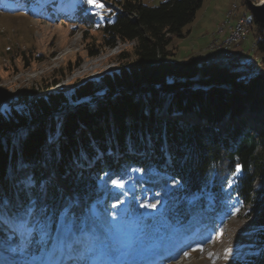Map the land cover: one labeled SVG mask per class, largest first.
I'll use <instances>...</instances> for the list:
<instances>
[{
    "label": "trees",
    "instance_id": "trees-1",
    "mask_svg": "<svg viewBox=\"0 0 264 264\" xmlns=\"http://www.w3.org/2000/svg\"><path fill=\"white\" fill-rule=\"evenodd\" d=\"M6 1H14L13 6L6 7ZM30 1L0 0V11L17 13ZM202 2L166 0L148 7L142 0H124L113 5L101 12L95 29L101 30L104 47L134 43L128 67L85 82L70 95L49 93L29 101L23 112L0 115L4 214H22L35 223L41 219L50 244L61 219L73 233L85 235L97 208L110 216L125 205L114 216L128 220L137 213L127 214V205L147 214L155 205L151 211L165 220L155 224L146 218L137 238L159 237L166 244L182 234L180 227L204 222L211 229L218 216H235L251 204L260 209L255 212V237L264 245V20L244 17L254 33L257 70L245 68L248 63L238 57L228 65L174 61L172 40L184 37L183 28L193 22ZM46 4L51 10L58 6ZM259 11L264 16V4ZM219 124L222 132L216 129ZM41 166L58 182L43 178ZM19 168L30 175L32 186L18 180ZM129 173L130 179L138 178L126 188L135 206L107 191L112 185L118 191ZM255 182L261 183L258 190ZM68 191L76 205L71 206ZM116 224L130 229L123 220ZM136 229L131 233H139ZM84 235H75L76 242L87 241ZM124 249L128 256L142 251L139 245Z\"/></svg>",
    "mask_w": 264,
    "mask_h": 264
},
{
    "label": "rangeland",
    "instance_id": "rangeland-1",
    "mask_svg": "<svg viewBox=\"0 0 264 264\" xmlns=\"http://www.w3.org/2000/svg\"><path fill=\"white\" fill-rule=\"evenodd\" d=\"M123 1L97 0L103 5L102 8H97L95 5L88 4L87 0H31L25 3L23 11L13 14L0 11V115L6 116L12 110L23 112L29 101L44 98L49 93L70 95L85 82H98L104 75L113 74L121 68L128 67L134 61V43L117 41L112 48L104 47L102 46L103 34L101 30L95 29L104 16L101 12L108 11L113 5ZM164 1L166 0H142L143 4L148 7H157ZM11 2L6 1L4 5L10 8L13 6ZM44 3L45 5H42ZM46 3L58 6L51 10L50 5ZM262 3L264 0H203L193 22L183 28L184 37L172 40L170 49L175 53L172 59L177 62L196 59L200 62H219L222 65H228L226 62L230 60L234 62L233 58H236L234 54L239 53L238 60L248 63L245 68L257 67V70L260 67V59L257 57V60H253V55H255L253 32L248 29V34L244 39L231 43L226 49L223 44L228 39L230 28L234 27L237 21L245 20L243 17L264 20V16L259 11ZM71 13L75 15L72 16ZM92 53L96 55L91 56ZM34 92L36 95L32 97ZM163 109L159 114L163 112ZM59 115L62 114H58L57 117ZM216 126V129L222 132L219 125ZM17 142L20 143V140L17 139ZM41 167L44 172L43 178H51L52 175L48 177L45 174L46 167ZM24 171L19 168L18 180L22 179L25 185L32 186L30 175ZM131 175L129 173V176H126L129 177L128 182H123L118 191L116 185L110 186L107 191L117 192L128 198L127 202H132V195L128 194L126 188H132L131 184L138 178L133 176L130 179ZM260 187V182L254 183L255 190ZM67 197L71 206L76 205L73 193L68 191ZM133 204L135 206L136 202ZM129 206L127 205L126 213L133 212L137 215L128 220H126L127 216L116 220L115 216L121 213H118L119 208L112 210L110 216H106L97 208L98 216L89 217L90 220L87 221L89 232L85 235L76 230L73 233L74 230L71 231L68 223L61 219L57 230V233H60L58 251H54L51 244L49 247L46 246V237L41 240L39 231L29 236L25 230L19 229V223L28 217L22 214L8 216L2 211L0 212L2 220L11 217L8 222L11 225H17V230L23 231V234L18 235L17 232H11L8 233L11 236L1 241L4 235L0 233V246H3L0 256L6 255L5 251L8 250L13 254L10 256V262L13 264H19L16 260H22L24 264H35L44 259L49 262L52 256L56 259L60 252L61 257L55 262L58 264L67 247L70 249L69 252L77 257L80 264H124L119 260L127 254L124 247L133 248L139 245L145 251L134 252L129 264H136L147 257H152L151 264H163V259L166 260V264H174L169 262V259H165V256L160 257V253H167L177 245L181 246L182 241L186 240L185 243H188V236L192 234L191 238L194 241L185 244L182 249L190 247L192 243L195 246L180 253V257H183L176 264H264V245L259 244L255 237V231L258 228L255 212L260 209L255 211L251 204L235 216L229 218L218 216L215 220V227L211 229H206L207 225L204 222L192 223L188 225L189 227H180L182 234L172 237V241L166 245L159 237H153L149 241H145V238L141 240L137 238L145 230L146 218H150V221L154 219L152 222L157 224L158 221L165 220L164 216L155 215L151 211L153 207L149 208L151 210L147 214L141 209L131 210ZM86 211L88 209H85ZM105 217L108 219L103 220ZM121 220L126 222L131 230L119 228L120 226L116 223ZM37 222L42 226L45 225L44 230L48 233L44 221L39 219ZM32 223L35 224V221L33 220ZM198 224H202L201 228L205 229L203 233L197 232ZM113 226L115 231L112 232L109 229H113ZM136 228L139 233L134 235L131 232H135ZM174 230L177 229L170 230V232ZM108 232L112 233L111 237L106 236ZM198 233L200 235L197 240ZM74 234L76 237L84 235L87 241L74 242L72 247L69 239L75 237ZM169 236L171 234L165 238ZM91 239L96 241L90 242ZM47 248H49L47 253H44L43 249ZM86 249H88L87 252ZM155 249H157L156 252ZM177 253L175 256L178 257ZM150 254L152 255L148 256Z\"/></svg>",
    "mask_w": 264,
    "mask_h": 264
},
{
    "label": "bare ground",
    "instance_id": "bare-ground-1",
    "mask_svg": "<svg viewBox=\"0 0 264 264\" xmlns=\"http://www.w3.org/2000/svg\"><path fill=\"white\" fill-rule=\"evenodd\" d=\"M245 20H239L238 21V23L232 28V30H239V28H240V22L242 23V24H246V25H244V27H243V35L242 36H237L236 37V39H235V42H237V41H239V40H241V39H244L246 36H247V34H248V25H247V23L246 22H244ZM229 34H230V32H229ZM228 34V35H229ZM231 43H233V42H229V41H225V43L223 44V46H224V48L226 49V48H228L229 47V45H231ZM219 127H220V129H222L223 130V126L221 125V124H219ZM45 167V166H44ZM41 169H43L42 167H41ZM44 173V172H43ZM45 174H47L48 175V177H50V174H49V172H47V169L45 168ZM51 178L53 179V180H55L56 182H58V179H57V177H55V176H51ZM2 220V219H1ZM0 220V233L1 234H3L4 235V237H2L3 239L1 240V241H4V240H6L8 237H6V236H8V233H10V227H9V224L6 222V221H1ZM59 234L60 233H57L56 234V236H57V238H58V240H55V242L54 243H56V246L58 247V248H60V245H59V243H60V236H59ZM59 236V237H58ZM0 248H3V246L1 245L0 246ZM58 250V249H57ZM166 255V253L164 252V253H160V257H164ZM180 255L177 257H175L174 258V260L172 261V263H174V264H176L177 263V261H179V259H181L183 256H181L180 258ZM67 260V257H65L64 258V261H66ZM3 262V260L2 261H0V263L1 264H3L2 263ZM5 264H7V262L5 263ZM144 264H151V261L150 262H148V263H144Z\"/></svg>",
    "mask_w": 264,
    "mask_h": 264
},
{
    "label": "snow or ice",
    "instance_id": "snow-or-ice-1",
    "mask_svg": "<svg viewBox=\"0 0 264 264\" xmlns=\"http://www.w3.org/2000/svg\"><path fill=\"white\" fill-rule=\"evenodd\" d=\"M87 2L90 5H95V7H97V8L103 7V5L98 3L97 0H87ZM113 183L115 184L117 182L113 181ZM151 207L155 208V205H151ZM0 212H2V206H0ZM31 212H32V210L29 209L27 215L30 216ZM0 219H2V216H0ZM18 227L21 230H25L29 236H31L34 233H36L37 231H39L41 240H44L45 237L47 236V233L44 230V226L40 225L38 222L33 224L31 220L25 219L19 223ZM186 255H187V253H186Z\"/></svg>",
    "mask_w": 264,
    "mask_h": 264
},
{
    "label": "built area",
    "instance_id": "built-area-1",
    "mask_svg": "<svg viewBox=\"0 0 264 264\" xmlns=\"http://www.w3.org/2000/svg\"><path fill=\"white\" fill-rule=\"evenodd\" d=\"M244 25H246V24H242L240 22L239 30H232L231 29L230 30V34L228 36V39L226 41L235 42V39H236L237 36H242L243 35V27H244Z\"/></svg>",
    "mask_w": 264,
    "mask_h": 264
},
{
    "label": "crops",
    "instance_id": "crops-1",
    "mask_svg": "<svg viewBox=\"0 0 264 264\" xmlns=\"http://www.w3.org/2000/svg\"><path fill=\"white\" fill-rule=\"evenodd\" d=\"M239 18H241V17H239ZM239 18H238V19H239ZM243 18H244V17H243ZM238 19H237V20H238ZM237 22H238V21H237ZM237 22H236V23H237ZM235 25H236V24H235ZM235 25H234V26H235ZM232 28H233V27H232ZM232 28H230V30H231ZM230 30H229V32H230ZM238 55H239V53H238ZM238 55H237V54H234V56H236V57H238Z\"/></svg>",
    "mask_w": 264,
    "mask_h": 264
},
{
    "label": "water",
    "instance_id": "water-1",
    "mask_svg": "<svg viewBox=\"0 0 264 264\" xmlns=\"http://www.w3.org/2000/svg\"><path fill=\"white\" fill-rule=\"evenodd\" d=\"M263 4H264V3H262V4H261V6H260L259 8H261ZM255 94L257 95V94H258V92H257V93H255Z\"/></svg>",
    "mask_w": 264,
    "mask_h": 264
}]
</instances>
